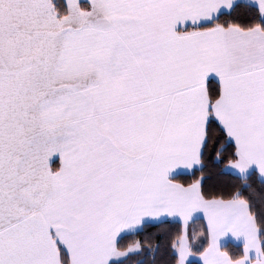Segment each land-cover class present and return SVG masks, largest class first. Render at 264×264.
<instances>
[{
	"label": "snow or ice",
	"instance_id": "obj_1",
	"mask_svg": "<svg viewBox=\"0 0 264 264\" xmlns=\"http://www.w3.org/2000/svg\"><path fill=\"white\" fill-rule=\"evenodd\" d=\"M0 264H264V0H0Z\"/></svg>",
	"mask_w": 264,
	"mask_h": 264
}]
</instances>
